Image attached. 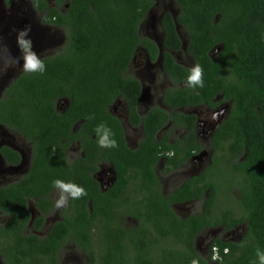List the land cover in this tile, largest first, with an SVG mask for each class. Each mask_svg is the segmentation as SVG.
I'll return each instance as SVG.
<instances>
[{"label":"trees","instance_id":"trees-1","mask_svg":"<svg viewBox=\"0 0 264 264\" xmlns=\"http://www.w3.org/2000/svg\"><path fill=\"white\" fill-rule=\"evenodd\" d=\"M54 1L55 5L47 8L45 0H32L37 10L44 11L42 22L62 26L66 43L61 51L39 59L44 65L43 73L25 71L11 82L0 99V123L32 141L34 158L26 176L0 187V211L12 213L7 223L10 241L5 244L0 239L5 264H60L56 259L62 243L59 237L71 229L79 237L72 240L75 245L84 248L89 240L86 253L90 263L191 264L196 260L207 264L195 249V236L209 226H223L229 231L242 224L245 230L237 241L213 239L211 246L216 245L221 256L216 264H259L256 250L264 252V0H172L178 11L176 22L188 38L186 51L202 69L203 86L189 87L190 71L165 51L166 73L172 81L185 85L183 90L167 89L164 102L197 105L211 102L217 95L222 96L221 101H230L226 118L211 140V147L219 156L165 198L159 192H148L153 195L145 202V215H136L141 235L137 241L124 240L125 230L120 223L114 224L119 227L110 225L109 217L101 221L103 228L96 229L99 235L94 242L106 253L95 252L90 244L92 222L97 217L102 220L104 214V197L98 194L90 176L92 170L81 163L74 170L70 163H64V152L69 139L76 136L70 131L78 119L83 120L80 136L86 131L85 138L89 140L92 133L96 140L103 134V129L100 134L96 132L100 125L111 130L109 138L121 136L117 120L107 111L119 95L128 104L130 119L137 122L135 103L140 84L124 72L137 46H146L152 59L157 54L153 42L139 37V25L154 0ZM62 3L64 8L60 10ZM162 29L163 48L178 50L181 40L169 12L162 18ZM213 49L217 50L210 56ZM62 98H68L69 104L58 112L55 104ZM159 112L152 110L148 114L152 119L145 120V130L152 128L149 122ZM194 119L193 115L183 116L190 140ZM116 145L104 147V155L96 156L114 163L119 181L124 180L127 168L144 181H156L153 164L157 156L151 147L150 133L135 151L122 141H116ZM192 146L193 143L188 146V153ZM6 150L3 148L4 153ZM96 152L90 140L85 157L77 160L91 161ZM177 161L171 159L168 163L175 166ZM65 170L76 174L78 184L88 187L86 195L81 196L80 209L84 210L91 198V214L81 212L76 220L58 222L40 240L24 234L21 227L29 218L27 199L37 197L36 207L48 208L52 179L61 177ZM193 199L202 202L199 214L183 218L170 207L171 203ZM141 219L152 224L151 233L139 225ZM1 233L0 228V236ZM224 248L227 253H223Z\"/></svg>","mask_w":264,"mask_h":264},{"label":"flooded vegetation","instance_id":"flooded-vegetation-1","mask_svg":"<svg viewBox=\"0 0 264 264\" xmlns=\"http://www.w3.org/2000/svg\"><path fill=\"white\" fill-rule=\"evenodd\" d=\"M45 1L47 8L55 5L54 0ZM63 8L64 3L58 6L60 10H63ZM168 12L171 13L176 32L181 40V46L178 50L164 49L162 45V18ZM156 13L157 2L154 0L139 25V37L150 40L157 48L155 58H151L150 51L146 46L139 45L135 49L133 57L124 72L125 75L138 80L140 84V94L135 103V118H137V122L130 119L128 104L120 95L115 97L107 107L108 113L117 120L121 131V136L118 139H110L122 141L128 149L135 151L140 147V144L147 140L148 133L152 135L153 145L151 147H154V153L157 156L153 164L156 181H144L142 177L136 175L130 168H127L124 172V180L119 181L114 163L110 160L97 158V153L98 155H104L105 148L99 145V138L96 140L94 133L90 135V140L97 149L96 154H93L95 159L88 162L85 159L77 160L78 157H85V151L90 147V140L85 138L86 131L83 132L84 136H80L78 132L82 119H78L71 124L70 133L76 136L72 140L69 139L70 144L64 152V163H70V167L74 168V170L75 165L78 163H81L85 168L91 169L90 176L96 183L98 194L104 197L102 220L97 217L91 225L92 237L90 244L95 252L106 253L103 249L100 250L94 242L99 235L95 233L96 229L103 228V222L101 221L109 217L110 225L120 223L125 230L124 240L127 241L129 238H134L137 241L138 236L141 235L138 230L136 215L141 217L145 215L143 209L145 202L149 200L150 196L159 192V195L165 198L181 188L186 180L194 178L206 167L211 166L214 156H219V154H215L214 149L211 147V140L216 128L226 118L230 101H221L222 96L217 95L211 99V102L197 105L182 104L175 106L174 103L169 105V103L164 102L167 89L171 91L175 89L183 90L185 83L174 82L169 78L163 67V53L165 51L169 52L175 62L181 64L189 71L196 64L192 56L186 51L188 38L184 28L176 22L175 18L178 11L170 8L167 11L162 10L158 15ZM43 14L44 11L37 10L32 0H0V99L11 82L26 71L23 66L24 60L19 59L21 57V49L17 44V33L19 30L30 28L27 39L31 40V51L35 53L38 59L54 55L61 51L66 43L67 36L62 26L42 22ZM180 30L185 33V38L181 36ZM44 50L49 51H46L47 54L43 55L42 52ZM181 54L189 62L178 60ZM10 58L19 59V63H11ZM68 104V98L59 99L55 104V109L58 112H63ZM198 108L205 109V118L211 115L212 119L209 121L208 119H202L203 121H201L202 113ZM152 110H160L161 112L153 115V120L149 122L152 128L145 130L144 122L146 119H152L148 115ZM191 115L195 117L192 127V140H190V131L183 120V116ZM156 119H159V121ZM204 127H207L206 131H198L199 128ZM204 138L206 139L205 143H203ZM94 139L97 144H95ZM192 143L193 146L188 153V146ZM194 144H197L198 149H196ZM3 148L7 149L5 153ZM12 157L15 159L10 160ZM171 159L178 160L175 166L168 163ZM33 163L32 141L26 139L25 136L19 134L5 123H0V172L2 174L0 187L21 180L30 172ZM64 173L65 176L63 175ZM60 174L61 177L56 176L52 180L59 179L66 183L71 182L82 187L85 192L88 189L87 186L78 184L75 181L76 174L70 173L69 170H65V172ZM148 192L153 194L150 195ZM207 194L208 190H206L205 196ZM58 198L59 190L53 186L48 193V208H37V197L27 199L29 218L21 227L24 234H32L40 240L47 237L51 228L58 222L68 223L69 220H76L78 213L86 212L91 214L92 212L91 198L86 201L84 210L80 209L81 197L78 199L69 197L65 206L57 208L55 201ZM198 201L193 199L171 203L170 207L179 217L184 218L191 214L202 212L203 208L195 212V204ZM162 203L166 204L164 201ZM185 207L186 211H182ZM11 216L12 213L10 211H0V228L2 230L0 239L5 244L10 241L7 223L10 221ZM139 225L146 227L150 233L152 232V224L143 219H141ZM114 226L119 227L117 225ZM211 228L213 227L203 228L200 232L210 229L211 236L207 234L202 239H197L199 232L195 236L194 245L198 253L200 240H203L205 246L200 249L204 254H198L206 260L207 264H216L215 261L211 260L210 250L211 243L217 234L212 235L214 232H212ZM59 238H62V243L56 251V259L60 264H97V262L90 263L87 256L86 248L89 245V240L88 243L84 244V248L75 245L72 240L74 238L78 240L79 237L72 229L68 233L62 234ZM238 239H240V236L237 239H235L234 235L230 238L232 241H237ZM67 247L72 252L71 255H63L62 251ZM0 264H5L1 253Z\"/></svg>","mask_w":264,"mask_h":264},{"label":"clouds","instance_id":"clouds-1","mask_svg":"<svg viewBox=\"0 0 264 264\" xmlns=\"http://www.w3.org/2000/svg\"><path fill=\"white\" fill-rule=\"evenodd\" d=\"M29 31L30 28H25L19 30L17 33V44L21 49V57L19 59L24 60L23 66L26 71H39L43 73V63L36 57L35 53L31 51V40L27 39ZM19 59L10 58L11 63H19ZM187 84L189 87L203 86L202 69L199 65H196L190 70V75L187 78ZM101 129H103V134L99 136V145L102 147H116V141L109 138L112 135L111 130L104 125H100L96 128V132L100 134ZM53 186L59 190V198L55 201L57 208L65 206L69 197L78 199L81 196L86 195V192L82 187H79L71 182L66 183L57 179L53 181ZM256 255L259 259V264H264V252L257 249ZM212 258L216 260L219 259V256L214 255ZM191 264H198V262L193 260Z\"/></svg>","mask_w":264,"mask_h":264},{"label":"rangeland","instance_id":"rangeland-1","mask_svg":"<svg viewBox=\"0 0 264 264\" xmlns=\"http://www.w3.org/2000/svg\"><path fill=\"white\" fill-rule=\"evenodd\" d=\"M156 2H157V13H156L157 15H158L159 13H161L162 10L167 11V10H169L170 8H171V10H177V8H176V6H175V4L173 3L172 0H156ZM180 33H181V36H182L183 38L186 37V35H185V33L183 32V30H180ZM44 41H45V39H44ZM46 51H49V50H44V51L42 52V54H43V55L47 54ZM178 54H179V53H178ZM178 60H180V61L184 60V61H188V62H189V60H188L183 54L179 55ZM190 63H191V62H190ZM196 110H197V108H196ZM198 110L202 113V115H201V117H200V120H201V121H203L202 119H206V120L208 119V121H209L210 119H212L211 115H209L208 118H205V111H204L205 109L198 108ZM213 121H214V120H213ZM206 129H207V127L199 128L198 131H200V130L206 131ZM207 137H208V136H207ZM205 140H206V139L204 138V139H203V143H205ZM1 182H2V174H1V172H0V186H1ZM230 185H231V184H230ZM225 186H226V185H225ZM234 194H235V193H234ZM195 208H196V211H195V212L200 211L201 208H202V202H201V201H198V202L195 204ZM182 211H186V207H185ZM211 229H212V232H214V233H212V235L217 234L216 237H220V238H222V239L230 240V238H232V236L234 235V236H235V239H237L239 236H240V237L242 236L243 231L245 230V224L238 225L237 227H235V228H233V229H231V230H229V231H226V230L223 228V226H217V227H213V228H211ZM207 234H209V236H211L210 229H206V230L200 232V233L197 235V239H202V238L205 237ZM216 237H215V238H216ZM204 246H205V245H204V241H203V240H200V247H198V253H199V254H204V253H202V250L200 249V248H202V247H204ZM62 253H63V255H71V254H72V252H70V249H69L68 247L65 248V249H63ZM73 253H75V252L73 251ZM77 253H78V252H77Z\"/></svg>","mask_w":264,"mask_h":264},{"label":"built area","instance_id":"built-area-1","mask_svg":"<svg viewBox=\"0 0 264 264\" xmlns=\"http://www.w3.org/2000/svg\"><path fill=\"white\" fill-rule=\"evenodd\" d=\"M226 250L228 251L227 248H224L223 249V253H227ZM210 255H211V260H213L215 262H217L218 260H220V257H221L220 256V252H219V249H218V247L216 245L211 246ZM214 255H218L219 256V259L214 260L212 258Z\"/></svg>","mask_w":264,"mask_h":264},{"label":"water","instance_id":"water-1","mask_svg":"<svg viewBox=\"0 0 264 264\" xmlns=\"http://www.w3.org/2000/svg\"><path fill=\"white\" fill-rule=\"evenodd\" d=\"M217 49H213L212 52H210V56L213 55V53L216 51Z\"/></svg>","mask_w":264,"mask_h":264}]
</instances>
